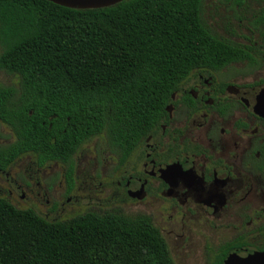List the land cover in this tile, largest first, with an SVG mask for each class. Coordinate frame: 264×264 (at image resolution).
<instances>
[{
  "label": "trees",
  "instance_id": "trees-1",
  "mask_svg": "<svg viewBox=\"0 0 264 264\" xmlns=\"http://www.w3.org/2000/svg\"><path fill=\"white\" fill-rule=\"evenodd\" d=\"M202 5L123 0L74 10L0 0V71L18 79L17 87L0 86V121L15 138L0 146V169L28 154L40 166L70 164L94 137L129 151L193 71L239 59L241 49L204 24ZM0 264L174 262L146 216L85 212L48 221L0 196Z\"/></svg>",
  "mask_w": 264,
  "mask_h": 264
},
{
  "label": "flooded vegetation",
  "instance_id": "flooded-vegetation-1",
  "mask_svg": "<svg viewBox=\"0 0 264 264\" xmlns=\"http://www.w3.org/2000/svg\"><path fill=\"white\" fill-rule=\"evenodd\" d=\"M254 4L238 19L239 35L215 34L241 49L239 59L193 71L148 135L129 151L110 146L108 182L81 186L66 171L44 180L47 168H58L55 161L43 166L32 161L24 178L14 176L16 164L32 159L28 154L0 169V183L6 186L0 194L6 193L10 203L14 196L43 203V212L36 206L32 210L48 221L67 220V210L84 207L86 201L92 208L160 203L169 211L170 225L179 222L182 230L193 225L210 239L224 231L227 240L206 249L208 264H223L230 255L264 253V0ZM5 132L0 128L2 147L11 144ZM179 237L184 239L183 234Z\"/></svg>",
  "mask_w": 264,
  "mask_h": 264
},
{
  "label": "rangeland",
  "instance_id": "rangeland-1",
  "mask_svg": "<svg viewBox=\"0 0 264 264\" xmlns=\"http://www.w3.org/2000/svg\"><path fill=\"white\" fill-rule=\"evenodd\" d=\"M238 1L239 0H203L202 19L213 35L220 34L224 36L233 32H236L238 35L240 34L239 30H237L238 19L244 16L249 9H254L256 7L254 3L259 0H253V3H251V0H248V3L244 5L238 4ZM17 84V77L0 71V86L17 87ZM0 128L8 133L7 140L12 143L15 138L13 135H10L12 133L9 128L4 125L1 126V124ZM110 149V145L105 138L97 140L96 142L87 143L79 150L77 157L71 159L70 164L58 163V168H47L43 178L46 181L55 180L57 177L59 178L64 171L67 173L71 167L72 177L73 179L75 178L79 185L84 186V183L89 182V184L94 187H98L100 182L105 183L109 181V175L112 172L113 164L110 159L113 156H108ZM94 159L97 160V163ZM32 161H37L35 156H33L31 160H25L21 162V164H16L13 175L24 178L26 176L25 169L31 166ZM0 187L6 188L5 184L2 183H0ZM0 196L7 198L6 193L0 194ZM11 202L19 209H27L36 206V210L39 213L44 211V204L39 202L35 203L34 200L22 202L17 196H14ZM95 202L96 200L93 199V206H97ZM86 203L88 202L86 201L84 203V207L75 208L74 211L71 209L67 210L63 218L69 219L77 214H83L85 212L98 214L118 212L127 217H135L137 214H147L152 219L153 225L160 231L164 238L174 264H208L210 261L206 249L209 250L214 248L213 243L221 244L223 241L227 240V236L223 230H220V232L218 231L217 236L210 239L207 235L201 232L198 233V230L193 225H188L184 230H182L179 222H174L170 225L168 220L169 211L167 212L165 207L160 203L142 207L133 206L132 208L122 203L92 208L86 206ZM182 234L183 240L179 237Z\"/></svg>",
  "mask_w": 264,
  "mask_h": 264
},
{
  "label": "water",
  "instance_id": "water-1",
  "mask_svg": "<svg viewBox=\"0 0 264 264\" xmlns=\"http://www.w3.org/2000/svg\"><path fill=\"white\" fill-rule=\"evenodd\" d=\"M74 10L104 9L121 3L123 0H45ZM223 264H264V253L253 254L242 258L230 255Z\"/></svg>",
  "mask_w": 264,
  "mask_h": 264
}]
</instances>
